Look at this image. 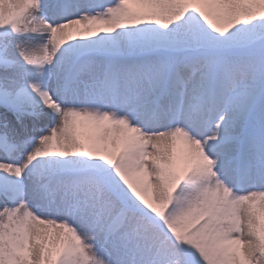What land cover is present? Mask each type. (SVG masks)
Returning <instances> with one entry per match:
<instances>
[{
  "label": "snow or ice",
  "instance_id": "obj_1",
  "mask_svg": "<svg viewBox=\"0 0 264 264\" xmlns=\"http://www.w3.org/2000/svg\"><path fill=\"white\" fill-rule=\"evenodd\" d=\"M0 264H264V0H0Z\"/></svg>",
  "mask_w": 264,
  "mask_h": 264
}]
</instances>
